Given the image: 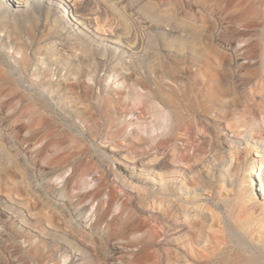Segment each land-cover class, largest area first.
I'll list each match as a JSON object with an SVG mask.
<instances>
[{"label":"rangeland","instance_id":"1","mask_svg":"<svg viewBox=\"0 0 264 264\" xmlns=\"http://www.w3.org/2000/svg\"><path fill=\"white\" fill-rule=\"evenodd\" d=\"M72 2L143 52L128 69L111 64L86 29L72 33L59 0L0 4V264H144L138 249H167L175 264L188 242L210 256L185 264L264 262V0L244 29L212 0ZM196 27L227 54L212 61L224 66L219 100L174 120L162 97L198 67L179 49ZM135 155L159 163L122 164ZM162 217L184 229L163 239Z\"/></svg>","mask_w":264,"mask_h":264},{"label":"bare ground","instance_id":"2","mask_svg":"<svg viewBox=\"0 0 264 264\" xmlns=\"http://www.w3.org/2000/svg\"><path fill=\"white\" fill-rule=\"evenodd\" d=\"M42 1H45V0H37V2H42ZM49 1H58V0H49ZM59 1H60V3H62V6L64 8H66V10L70 11L71 15H73L72 21H74V23L72 25L73 26L72 33H74L75 35H78V34L82 33V31H81L82 29H86L90 33V35L92 36V40L96 41V45L98 46V48L109 53L108 61L111 64H115V65L118 64V66L125 68V69H128V65L131 64L132 55L136 52H143V49H141V47H139L136 44V42L133 41L132 38H130V36H127L125 39H123L120 36H113V33H114L113 30H112V32H111V30L110 31L109 30L108 31L107 30L102 31V29L100 31L98 29L99 27L93 28L91 19L85 18L84 15L82 16V14L80 15L78 13L77 7L75 6L76 4L74 5V2L69 3L70 0H59ZM5 2H7V0H0V4L5 3ZM12 2L14 4H16V7H19L20 5L21 6H28V4H29V0H12ZM66 2H68V3H66ZM212 2L216 8L225 12L226 16H229L232 24H237L239 27H242L244 29V28H247L251 25L254 26L257 23L256 17L252 16V14L257 12L256 3L259 2V0H212ZM209 4H210V2H209ZM64 14L65 13H62V15H64ZM256 14H258V13H256ZM95 32L98 33L99 35H104L105 37L97 36L95 34ZM104 41H109L110 43L116 44V45L120 46V48H124V49L118 50L117 48H115L113 46H107ZM257 43H258V41L257 40L255 41L253 39L250 42H248L246 46L247 47L248 46H256ZM179 47H180L179 48L180 50L186 48V49H190V51H192L191 54L198 59V63H197L198 67L196 69H194L193 74L187 76V78L181 77V76L179 77V76L175 75L176 79L174 81L176 82V84H174L175 83L174 82L173 86L172 85L168 86L166 89V94L162 97V103L164 104V107L168 106V110L172 114L175 115L174 120L180 119L181 111H184L185 109L190 110V111L191 110L193 111L197 108H200L201 110H208L213 105L218 103L219 99H217L218 97H216L217 95L215 94L216 91H214L213 82L216 78L217 72L224 70V66L221 65L219 62L216 63V61H215V64H213L212 61H213V59H216V58L218 59V61H220V60L226 59V57H227V54H225L223 51H220V48L217 45V43H215L211 40H203L200 36V31L197 27L194 30V41L191 44H187V43L184 44L182 42V43H180ZM241 49H243V48H238L235 46V44H234V46H232V44L230 46H227V50L231 51V53L234 56L233 59L235 60V63H237V64H239V61L242 58V53H240ZM92 64H93V62H92ZM182 69H184V68H182ZM188 70H190V69H188ZM168 71H170V70H167V68L164 66V73L168 74ZM175 71H176V69H175ZM185 71H186V68L184 70V73H185ZM176 72H178V71H176ZM181 73H182V71H181ZM174 74H172V75L174 76ZM177 75H178V73H177ZM220 77H222V76H220ZM144 80H145V78H144ZM95 82L97 83V79H95ZM155 83H157V82L155 81ZM142 84H143V82H142ZM143 85L145 86L146 84H143ZM162 86H163V84H162ZM152 88L153 87H151V89ZM216 88H217V86H216ZM219 88H220V86H219ZM158 89L160 92L164 93V89H161L160 85L158 86ZM148 90L150 92H152V90H150V89H148ZM150 94H152V93H150ZM159 96H161L160 93H159ZM159 96H158V98H159ZM181 108H183L184 110H180ZM165 110H166V108H165ZM159 114H161V113H159ZM160 117H161V119H163L162 121H164V117L162 115H160ZM159 121H160V118H159ZM253 143L257 144L258 142L255 140ZM260 151L262 153H264V147L260 146ZM155 157H157V156H155ZM125 160L126 161L122 162V164L124 166H128L131 168L139 167L140 170H150L151 165L159 163L157 160H154V161L151 160V162L146 161L145 158L137 157L136 155L133 156L132 159L127 158ZM147 162H149L148 163L149 165H147ZM263 172H264V163L261 162L259 165V168H257V174L263 175L262 174ZM112 175H114V174H112ZM262 178H264V176H262ZM169 184H170L169 181H165V182L161 181L158 183L159 187L162 189L167 188V186H169ZM262 188H263L262 193L264 194V182L262 183ZM134 196L136 197V195L133 193V197ZM170 205H172V204H170ZM148 219H150V218H148ZM151 219H153V218H151ZM162 219H163V217H162ZM146 221L147 220H145L144 223ZM162 222L164 224V226H163V229H164L163 239H165V240H168L170 238L169 234L171 233V231H172V233L173 232L174 233H180V231H182L184 229L183 228L184 225L179 224V223H175V222L171 223L169 221H166L165 219H163ZM143 242H144V244L142 245L143 247L148 248L150 246L149 241H143ZM187 244H188L189 249H179V250L177 249L178 250V252H177L178 259L176 260L175 264H185L184 259H181V257L185 258V255H189L191 258H195V257L196 258L197 257L203 258V262H205V260L209 259V256H210L209 250L207 251V249H201L200 250V249L193 248L191 242H188ZM181 247L183 248V246H181ZM153 250L152 249H138V251H144L146 253L147 258H146V262L144 264H152V263L165 264L166 261L169 260L170 254H169V251L167 249H165V250L164 249L163 250L162 249H156L157 250L156 251L157 256L154 255ZM134 254L135 253H131L130 255H134ZM173 256H176V255H173ZM239 257L242 259L241 255ZM153 258H155V259H153ZM127 260H130V259H127ZM149 260H151V261H149ZM245 260L243 258V260H240L239 264H264V262H260L255 257L251 258L249 261L248 260L245 261ZM170 263H172L171 260H170Z\"/></svg>","mask_w":264,"mask_h":264}]
</instances>
